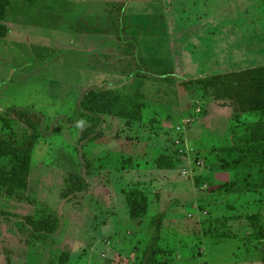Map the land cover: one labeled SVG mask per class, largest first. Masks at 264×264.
I'll return each mask as SVG.
<instances>
[{"label":"rangeland","instance_id":"rangeland-1","mask_svg":"<svg viewBox=\"0 0 264 264\" xmlns=\"http://www.w3.org/2000/svg\"><path fill=\"white\" fill-rule=\"evenodd\" d=\"M258 27L264 0H0V264H264V186L232 184L263 109L196 81L264 65Z\"/></svg>","mask_w":264,"mask_h":264},{"label":"trees","instance_id":"trees-1","mask_svg":"<svg viewBox=\"0 0 264 264\" xmlns=\"http://www.w3.org/2000/svg\"><path fill=\"white\" fill-rule=\"evenodd\" d=\"M90 32H98V28L92 27L87 28ZM90 32V33H91ZM211 83L213 89L224 88L226 94L237 100L239 103H245L246 107L252 112H256L260 108L263 109L259 114L264 120V65L260 67H252L240 72L225 73L221 75H214L204 79ZM20 115H27L32 117L29 112H20ZM86 113H81V116L85 119H89ZM94 121V127L101 123L100 117H92ZM71 121L76 122L74 117H71ZM92 129L87 130V134H91ZM91 138V137H90ZM261 152H246L240 154L238 158L239 170L235 173L232 184L244 189L248 192L254 191L264 186V162L261 159ZM29 156L24 155L16 156L12 167L10 169L11 178H18L20 172L23 169L28 174L27 162ZM157 168L159 169H174V163L172 159L165 154L158 157ZM26 175H21L26 177ZM25 186V185H24ZM125 202L128 208L129 216L132 219L143 218L147 215L150 208V199L147 193L138 190H131L125 193ZM157 220V221H156ZM161 219H153L151 224L154 222L160 224ZM33 225L34 222L29 220ZM50 232V231H49Z\"/></svg>","mask_w":264,"mask_h":264},{"label":"crops","instance_id":"crops-1","mask_svg":"<svg viewBox=\"0 0 264 264\" xmlns=\"http://www.w3.org/2000/svg\"><path fill=\"white\" fill-rule=\"evenodd\" d=\"M258 31L260 30V32H264V28L263 27H258V28H256ZM264 34V33H263ZM263 39H264V36H263ZM264 46V41L263 42H261V43H256V44H254L253 46H252V48L254 47V48H256L257 50H259V49H261L262 47ZM250 44H247V43H245L244 44V47H243V49H245V50H248V52H252V50L251 51H249V49H250ZM253 48V51L255 50ZM248 52H246L245 54H247ZM245 57L248 59L249 57L248 56H246L245 55ZM264 57V56H263ZM255 60H260V58H256ZM262 61H264V58L262 59Z\"/></svg>","mask_w":264,"mask_h":264}]
</instances>
